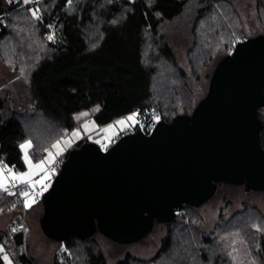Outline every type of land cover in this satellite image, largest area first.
<instances>
[{"label":"trees","instance_id":"1","mask_svg":"<svg viewBox=\"0 0 264 264\" xmlns=\"http://www.w3.org/2000/svg\"><path fill=\"white\" fill-rule=\"evenodd\" d=\"M189 1L41 0L30 4L0 0V14L8 13L0 24V61L6 74L0 83V160L24 170L22 143L30 142L27 152L33 162H38L56 139L84 120H78L76 114L95 107L98 110L91 116L99 126L137 108H153L166 121L176 114L190 113L206 94L216 64L239 38L229 37L227 41L223 28H218L220 21L213 20L209 41L200 45L199 52L192 47L187 52V63L181 64L159 28L180 16ZM207 1L216 6L218 0ZM36 9L39 18L32 15ZM216 9L220 12L218 5ZM212 11L208 6L195 17L193 36L197 20L210 17ZM50 25L54 28L51 40L47 37ZM210 64L211 71H205ZM258 115L262 119L264 108ZM84 141L87 138L74 146ZM261 143L264 145V130ZM67 152L57 157L53 176ZM39 202L42 206L41 199ZM20 207L5 189L0 191V214L10 209L21 214ZM200 209L185 205L174 220L162 223L164 233L152 256L126 254L116 264H234L217 246L227 228L242 233L254 257L251 264H264L261 209L243 207L229 215L225 210L209 231ZM234 220L239 223L232 227ZM14 232L12 246L5 245L14 264H37L19 249L25 237L23 231ZM5 233L0 231V245ZM98 233L88 239L69 235L62 242L54 241L65 245V251L61 259L56 252L52 264H107L94 239ZM0 264H5L2 252Z\"/></svg>","mask_w":264,"mask_h":264},{"label":"water","instance_id":"2","mask_svg":"<svg viewBox=\"0 0 264 264\" xmlns=\"http://www.w3.org/2000/svg\"><path fill=\"white\" fill-rule=\"evenodd\" d=\"M52 42V41H51ZM264 33L238 40L190 113L120 134L107 148H70L42 193L43 234L57 242L100 232L119 244L199 207L218 183L264 190Z\"/></svg>","mask_w":264,"mask_h":264},{"label":"rangeland","instance_id":"3","mask_svg":"<svg viewBox=\"0 0 264 264\" xmlns=\"http://www.w3.org/2000/svg\"><path fill=\"white\" fill-rule=\"evenodd\" d=\"M215 3L220 8V12L219 9H216L217 5L215 6L214 2L207 0L203 2L199 0H190L180 16L170 22H165L160 25L159 34L168 42L181 64H184L183 62L187 63V52L192 47L198 50L202 43L209 41L210 38L208 36L213 33L211 27L213 20L220 21L218 22L219 25L218 23L215 24V27L218 25V28L219 26L223 28L221 32L223 36L226 35L227 41H229V37H232L234 40L238 38L241 40L259 33H264V23H262L260 19V14L264 17V0H218L215 1ZM208 6H211L213 11L209 13L210 17H200L197 20L196 30L194 32L195 36H193L191 32V27L193 26L192 22L195 17L203 13ZM214 15H220L221 17H219V19H214ZM205 37L207 40H205ZM232 39H230V41ZM233 46L229 48L230 52ZM199 51L200 50L196 52ZM212 66L213 65L210 64L205 71H211ZM5 79L6 74L0 61V83ZM97 110L98 108L95 107L76 114L78 120L83 118L84 120L68 134L56 139L51 146L46 149L40 161L33 162L29 157L27 149L21 148L26 168L21 171H14V173H10L9 175H5L0 169V179H3L4 182V187H0V191L3 190L10 181L16 180L19 184H27L26 187L23 188L22 195L25 192L29 194L27 197L23 195L24 206L26 202L30 205L27 207L25 206L27 210L25 213L21 212V214H19L10 209L0 214V231L6 232L2 240L3 245H0V248L3 249L2 258L4 255H7L11 264H14V262L6 251V247L12 246V236L15 230L9 228V224L14 222L21 224L20 230L23 231L25 236L22 246L19 248L20 251L27 254L28 257L32 258L37 264H52L55 253L58 252L59 255L61 254L59 256L61 259L65 251V245L47 238L43 234L38 223L39 215L42 213V206L39 200L41 199L42 193L49 187L52 181L53 171L56 170V167L53 165L55 161H57V157L62 155L65 150L72 148L83 138H87V141H93L105 147L117 134L123 131H133L138 128L136 120H127L129 116H133L131 113L108 124L99 126L91 116V114L95 113ZM120 121H126V123L120 124ZM74 132L77 133V135L73 136L72 134ZM57 142H59V146L54 148L53 145H56ZM26 143L28 142L22 143V145ZM37 165H40V167H37ZM51 167H53L52 170ZM57 169H59V166ZM15 177H23V179H15ZM247 189L248 188L244 185L222 184L220 186L215 198L200 209L205 217L204 221L207 231H209L216 222L219 209H223L225 202L228 203V208L227 210L225 209V215H229L243 207L250 208L251 206H256L264 212V190L253 191ZM222 197H225V201L221 200ZM225 210L223 209V212ZM235 223L238 224V220H234L230 226L233 227ZM234 229L235 228L229 230L227 228V234L220 236L223 238V241L217 242V246H220L218 249L220 248L222 252L224 251L227 256L231 257L234 264L253 263L254 257L251 249L245 243L242 233ZM163 233L164 227L162 223H156L153 230L145 238L134 243L119 244L100 233L96 234L94 239L105 255L107 264H116V262L121 260L126 254L141 258L152 256L159 247ZM4 263L7 264L5 260Z\"/></svg>","mask_w":264,"mask_h":264},{"label":"built area","instance_id":"4","mask_svg":"<svg viewBox=\"0 0 264 264\" xmlns=\"http://www.w3.org/2000/svg\"><path fill=\"white\" fill-rule=\"evenodd\" d=\"M20 0H14L15 3H19ZM41 0H29L30 4H35L36 2ZM8 13L0 14V24L4 23V17ZM40 11H38V15ZM47 35L52 36L54 39V28L52 25L47 28ZM131 114H135V120L138 128H140L144 133L149 134L156 126L157 122L161 119L158 112L153 108H137L131 112ZM58 164L55 161L53 166ZM53 167H51L52 170ZM0 169L5 175H9L10 173H14V171H18L14 164H5L0 160ZM24 185L19 184L16 180L10 181L4 189L8 192V194L13 198L14 203L20 204V209L22 213H25L26 209L24 206V196L22 195ZM12 229L15 231L20 230L21 224L14 222L11 225Z\"/></svg>","mask_w":264,"mask_h":264},{"label":"snow or ice","instance_id":"5","mask_svg":"<svg viewBox=\"0 0 264 264\" xmlns=\"http://www.w3.org/2000/svg\"><path fill=\"white\" fill-rule=\"evenodd\" d=\"M9 2H11V0H9ZM24 2H25V3H28L29 0H24ZM69 2H71V0H69ZM38 11H39L38 9L34 10V11L32 12V15H33L34 17L39 18V17H38ZM48 39L51 40V39H53V37H52V36H49ZM83 115H86V114H83ZM127 120H128V121H133V120H135V114H133V116H129V117L127 118ZM119 123H120V124H124V123H126V121H120ZM72 135L75 136V135H77V133L74 132ZM58 146H59V142H57L56 145H53L54 148H56V147H58ZM28 147H31L30 142H28V143H26V144H24V145H21V148H22V149H27ZM26 158H27V157H26ZM37 167H40V165H37ZM15 179H23V177H15ZM0 187H4L3 179H0ZM5 190H6V189H5ZM23 195L27 197L29 194H28L27 192H25V193H23ZM25 206L27 207V206H30V205L26 202V203H25ZM2 251H3V249L0 248V252H2ZM3 259L7 262V264H11V261L8 259L7 255H4Z\"/></svg>","mask_w":264,"mask_h":264},{"label":"flooded vegetation","instance_id":"6","mask_svg":"<svg viewBox=\"0 0 264 264\" xmlns=\"http://www.w3.org/2000/svg\"><path fill=\"white\" fill-rule=\"evenodd\" d=\"M262 118H264V116H262ZM225 184V183H224ZM222 185V183H218L217 184V188H216V191H215V193H214V195L210 198V199H208L206 202H204L202 205H200L199 207L200 208H202L205 204H207L208 202H210L212 199H214L215 198V196H216V194H217V191L219 190V188H220V186ZM225 197H222L221 198V200L222 201H225V199H224ZM225 203H227V202H225ZM224 208V207H223ZM223 209H219V213H218V216H217V220L219 219V216H221L220 214H221V212H223L222 211ZM182 212V211H181ZM181 212H179L178 214H180ZM224 213V212H223ZM226 214V213H225ZM216 220V221H217Z\"/></svg>","mask_w":264,"mask_h":264},{"label":"crops","instance_id":"7","mask_svg":"<svg viewBox=\"0 0 264 264\" xmlns=\"http://www.w3.org/2000/svg\"><path fill=\"white\" fill-rule=\"evenodd\" d=\"M124 132H125V131H123L122 133H124ZM122 133H119V134H117L114 138H112V140L110 141V143H111L113 140H115V139H116L120 134H122ZM107 145H109V144H106L105 147H104V146H103V147L101 146V147H102V148H106ZM65 151H67V150H65ZM65 151H64V152H65ZM62 154H63V153H62Z\"/></svg>","mask_w":264,"mask_h":264}]
</instances>
